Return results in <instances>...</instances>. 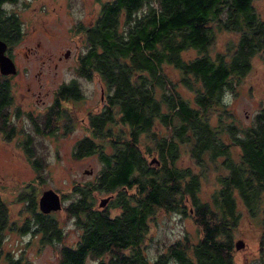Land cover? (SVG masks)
Segmentation results:
<instances>
[{
  "label": "trees",
  "instance_id": "1",
  "mask_svg": "<svg viewBox=\"0 0 264 264\" xmlns=\"http://www.w3.org/2000/svg\"><path fill=\"white\" fill-rule=\"evenodd\" d=\"M17 1L0 0V39L7 49L22 34L18 15L6 10ZM253 1L105 0L82 27L85 48L77 72L99 75L107 105L89 116L91 134L72 154L96 155L102 167L94 181L73 188L75 198L64 208L82 233L76 246L62 248L59 264H85L87 258L96 264H234L232 239L242 216L238 203L250 220L262 213L257 226L264 238V111L246 126L224 102L226 91L234 92L250 72L253 57L264 55V20ZM217 31L234 33L235 43L212 54ZM187 50L196 56L184 60ZM167 66L181 73L179 80L170 78ZM5 77L0 136L7 141L20 134L14 120L21 114L19 109L11 113L13 95ZM55 98L74 102L83 94L73 83L63 84ZM57 107L52 114L68 127L72 115ZM28 118L37 135L41 124H50L45 116ZM19 146L35 173L22 187L25 197L19 195L28 211L21 230L41 233L43 241L60 240L56 220L41 214L35 199L33 183L41 184L48 165L43 145L27 131ZM185 155L186 166L180 164ZM210 178L217 187L204 200L202 182ZM100 193L113 194L109 207L118 211L115 215L93 207ZM4 203L0 197V241L9 225ZM159 212L190 217L200 235L196 242L183 236L151 260L144 242ZM8 256V264H34Z\"/></svg>",
  "mask_w": 264,
  "mask_h": 264
},
{
  "label": "rangeland",
  "instance_id": "2",
  "mask_svg": "<svg viewBox=\"0 0 264 264\" xmlns=\"http://www.w3.org/2000/svg\"><path fill=\"white\" fill-rule=\"evenodd\" d=\"M103 1L105 0H18L15 4L6 6V10L18 15L21 22L20 39L12 44L10 49H6L16 67L14 75H7L13 95L11 113L19 109L21 119L14 120L15 129L20 130V134L7 141L0 136V197L8 207L7 222L10 226L6 234L7 240L2 249L0 248V264H6L3 251H10L12 258H21L34 264H59L58 251L61 246H72L79 239L81 229L76 226L75 218L67 215L64 208L74 200L75 197L71 193L75 186L95 180L101 170V163L96 155L74 158V146L76 141L83 137V129L77 127L53 138L37 135L34 133L32 121L26 119L28 115L25 116L22 110L40 111L43 105L50 102L55 89L75 77L83 94V104H78L76 111L71 113L73 122L76 117H84L85 109L89 108L95 112L102 105L99 104V97L103 83L99 76L91 74L92 77L87 78L76 72L75 68L79 66L78 56L85 48L82 27L94 20ZM253 8L264 20V0H254ZM235 37L232 32L217 31L211 42L210 52L214 54L216 51H223L235 43ZM181 56L188 60L194 58L196 53L194 50H187L182 52ZM165 72L174 82L181 77V73L170 66L165 68ZM3 78H6L5 75L0 73V80ZM179 90L184 94L182 86H179ZM186 95L190 97L187 92ZM224 102L230 105L238 120L246 126L252 124L259 111H264V55L253 57L250 72L239 81L234 92L226 91ZM50 124H46L48 128ZM42 128L45 130V126ZM27 131L33 134L37 144L43 145L40 150L46 155L48 164L41 184L33 183L35 199L48 189L64 196L63 208L51 214L63 232L61 240L43 241L41 233L31 232L30 229L21 230L27 212L26 203L24 199L20 200L19 195L25 197L22 187L35 176L19 146ZM180 164H189L186 155L180 159ZM17 186L20 187L16 188ZM216 187L213 178L202 182V199L209 200ZM108 197L106 193L96 194L93 207L102 209L99 202ZM261 208H264V203ZM104 210L111 215L118 212L109 205L103 208ZM238 211H241L242 216L232 243L234 246L235 242L241 239L244 247L235 250L234 246V264H264V238H261L262 228L257 226L262 223L257 220L262 217V213L250 220L247 211L245 216L239 203ZM199 233L190 217L159 212L145 238L146 257L154 260L168 244L183 236H188L191 242H196ZM85 264L96 263L87 258Z\"/></svg>",
  "mask_w": 264,
  "mask_h": 264
},
{
  "label": "flooded vegetation",
  "instance_id": "3",
  "mask_svg": "<svg viewBox=\"0 0 264 264\" xmlns=\"http://www.w3.org/2000/svg\"><path fill=\"white\" fill-rule=\"evenodd\" d=\"M8 48V47H7ZM7 54V53H6ZM8 55V54H7ZM9 56V55H8ZM12 58V57H11ZM13 60V59H12ZM77 70H78V67L77 68H75V71L77 72ZM91 74H97V73H91ZM98 75V74H97ZM91 76V75H90ZM89 76V77H90ZM99 76V75H98ZM89 77H87V78H89ZM92 77V76H91ZM100 78V77H99ZM74 84V85H76V86H78L79 87V83H78V79H77V77H75V78H73V79H71L69 82H65V83H63V84H66V85H71L72 83ZM63 84H61V85H63ZM60 85V86H61ZM59 86V87H60ZM58 87V88H59ZM58 88L57 89H55L54 90V92H53V95H52V97H51V99H50V102L48 103V104H46V105H43V109H41L40 111H23L22 110V112L24 113V115L26 114V115H28L27 116V118L26 119H29L28 117H35V118H37V116L42 120L43 119V117L45 116V117H48V118H50V121H51V124H50V128H48V125H45V130H44V134H42V132H41V128H42V126H40V135H42V136H45V137H59L61 134H66L65 132H69V131H71V130H73V129H75V128H77V127H79V128H81V129H83L84 130V135H83V137L82 138H84L85 136H90V134H91V129H90V126H88V122H89V116H91L92 114H96V113H100L101 111H105V107H106V102H107V97H106V95H107V93H106V90H105V88H104V86H102L101 85V89H100V97H99V104L101 103L102 105L99 107V109L97 110V111H95V112H93V111H91L89 108H87V109H85V112H84V117L83 118H80V119H78L77 117H76V119H75V122H73L72 124H70L68 127H65V125L62 123V122H59V120H58V117H57V114L56 113H54V114H52V111H53V109H54V111L56 112V110L58 111V107L57 106H60V108L61 109H63L64 111H66L67 112V114H70V116H71V113L72 112H75L76 111V107H79L80 105H82L83 104V101L80 99V100H76V101H72V100H62V101H58L56 98H55V93H56V91L58 90ZM79 89H80V87H79ZM65 101H68V103H66V104H63ZM79 104V106H77ZM49 112V114H47ZM50 112H51V114H50ZM76 114H77V112H76ZM25 115V116H26ZM73 121V120H72ZM50 131H51V133H50ZM82 138H80L79 140H77L76 141V143H75V146H76V144H77V142H79ZM74 146V147H75ZM112 195L113 194H108V196H109V200L107 201V203L103 206V207H101L102 209H99V210H102L103 211V208H105L107 205H109L110 206V202H111V198H112ZM59 196H60V194H59ZM39 198V197H38ZM60 198H61V196H60ZM62 200V199H61ZM37 201H38V199H37ZM62 202H63V200H62ZM4 207H5V209H6V213L4 214V216L6 217V222H7V220H8V212H7V209H8V207H7V205L4 203ZM37 207H38V204H37ZM62 208H63V206H62ZM38 211H39V209H38ZM58 211H60V210H58ZM58 211H56V212H58ZM40 212V211H39ZM56 212H50V213H48V214H43L44 216H52L51 214L52 213H56ZM27 213H28V211H27ZM41 213V212H40ZM42 214V213H41ZM67 214V213H66ZM80 228V227H79ZM34 228H32V230H33ZM10 230V226L9 225H6V226H4L3 228H2V232H3V236H2V239H1V241H0V248L2 249V247H3V244L6 242V240H7V236H6V234L8 233V231ZM27 230H29V229H27ZM26 231V230H25ZM30 231H31V229H30ZM32 232V231H31ZM34 232V231H33ZM38 233V232H37ZM62 233V235H63V232H61ZM81 233H82V230H80V235H79V239H80V236H81ZM63 237V236H62ZM61 235H60V240H61ZM40 239V238H39ZM79 239H78V241H79ZM77 241V242H78ZM77 242L75 243V244H73L72 246L71 245H62L61 246V248L59 249V253H58V257H59V262H60V260H61V258H62V253H61V250H62V248H68V247H74V246H76V244H77ZM3 251V250H2ZM3 255H6L5 256V261L4 262H6V264H8L9 263V256L8 255H10V251H3ZM14 259H19V260H21V262H23V263H25V262H27V261H23L21 258H14Z\"/></svg>",
  "mask_w": 264,
  "mask_h": 264
},
{
  "label": "water",
  "instance_id": "4",
  "mask_svg": "<svg viewBox=\"0 0 264 264\" xmlns=\"http://www.w3.org/2000/svg\"><path fill=\"white\" fill-rule=\"evenodd\" d=\"M7 43L0 39V73L2 75H14L16 73L15 64L10 56L6 54ZM90 173V172H87ZM109 197L106 199H101L99 206L103 207ZM38 209L42 214H48L50 212H56L62 208V200L59 194L52 190L48 189L42 192L37 201ZM235 249H240L244 247L243 240H238L235 242Z\"/></svg>",
  "mask_w": 264,
  "mask_h": 264
}]
</instances>
